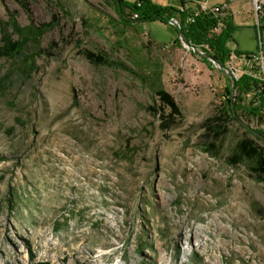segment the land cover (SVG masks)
<instances>
[{
	"label": "rangeland",
	"instance_id": "374dc122",
	"mask_svg": "<svg viewBox=\"0 0 264 264\" xmlns=\"http://www.w3.org/2000/svg\"><path fill=\"white\" fill-rule=\"evenodd\" d=\"M227 2L229 48L258 51L264 13L259 25L250 0ZM27 4L0 0V46L3 32L18 37L11 14L31 31L60 19L0 57V264H26L27 242L35 262L56 264H264V181L227 162L245 130L264 147L246 127L264 135V121L237 110L220 139L210 129L229 91L248 109L227 72L176 44L170 22L124 7V24L115 0ZM80 49L117 64L94 65ZM241 63L225 62L234 79L245 69L264 80ZM158 87L180 107L171 126Z\"/></svg>",
	"mask_w": 264,
	"mask_h": 264
},
{
	"label": "trees",
	"instance_id": "16d2710c",
	"mask_svg": "<svg viewBox=\"0 0 264 264\" xmlns=\"http://www.w3.org/2000/svg\"><path fill=\"white\" fill-rule=\"evenodd\" d=\"M28 0H22L23 5L28 9ZM187 0H180V4L185 5ZM116 10L120 19L124 24L128 22L126 15L124 14V7H127L131 15H135L133 19L135 20H160L164 23H168L169 20L175 17L177 14L180 20V28L183 32V36L187 42L192 47H201L203 51L209 53L215 60L219 61L221 64L225 65V62L232 55L237 57L248 56L249 52L240 51L237 49L231 50L228 46V41L232 38V33L235 30V23L233 21V15L231 12H228L222 19L218 16L213 15L208 12H199L193 16L192 21L186 22V16L189 14L191 9L186 7L185 9L179 10L176 6H169L167 4H159L153 0H138L130 4L124 0H115ZM177 17V16H176ZM60 17L58 14L52 15L51 19L47 22L40 23L36 27V31H31L25 29L24 27L18 26L14 14L9 15V20L6 22V25H10L13 31L18 33L16 39L11 38V34L3 32L2 36V45L0 46V57L7 56L12 57L14 55L20 54L23 46L30 38H36L38 35H41L45 28L53 26L59 21ZM215 27H219L218 31H214ZM177 32V30H176ZM176 44H180V38L177 32V38L175 40ZM208 45V49H204L203 44ZM79 53L82 54L89 62L94 65H108L117 64V62L110 60L102 52H94L89 49H80ZM35 56V54H32ZM30 54V57L32 56ZM205 58V57H204ZM208 63L209 61L205 58ZM32 63V62H31ZM33 65V63H32ZM226 66V65H225ZM233 85L239 89V91L246 95L251 92L253 87L257 85H262L264 87V80H260L257 77H254V74L242 73L237 79L232 81ZM264 89V88H263ZM156 95L158 96L159 101L163 106L169 108V113L165 115L164 120L162 121V127L171 126L175 120V116L180 117L181 111L178 106L174 96L162 87L156 89ZM227 104L218 108L217 123L212 126V130L215 139H220L222 135L226 132L227 127L225 122L227 119H236L239 120L237 110H242L247 115L258 116L259 110L254 111L252 109H247L242 105H236L235 102L231 99L230 91L228 92V97H226ZM150 109L156 113L157 108L150 107ZM248 131L245 130L244 136L237 137L233 149L228 157V164L232 167H236L241 163H246L252 173L255 174L258 180L264 181V147L259 146L255 141L250 140L246 137ZM209 147L215 148V143L211 142L208 144ZM216 148L218 146L216 145ZM28 248V262L26 264H56L49 261H38L33 260L34 254L31 250V246L26 243ZM16 264H22L20 262Z\"/></svg>",
	"mask_w": 264,
	"mask_h": 264
},
{
	"label": "built area",
	"instance_id": "2783aa9c",
	"mask_svg": "<svg viewBox=\"0 0 264 264\" xmlns=\"http://www.w3.org/2000/svg\"><path fill=\"white\" fill-rule=\"evenodd\" d=\"M138 1V0H136ZM228 0H214L211 2L210 0H198V1H190V4H179L176 7L179 10L185 9L186 7H189L191 11L186 16V22L192 21L193 16H195L199 12H208L212 13L215 16H218L220 19H222L228 11L230 12V7L227 2ZM252 3V10L255 12L256 19L258 24L260 25V15H263L264 13V0H250ZM177 25L180 26V20L177 17L171 18ZM219 27H215L214 31L218 30ZM189 48H193L191 45L188 46ZM204 49H208V45L206 43L203 44ZM198 50L203 51V48L201 47H194ZM239 59L242 60L243 66H249V67H255L259 68V70H263L264 72V46L261 41H259L258 44V51L250 53L248 56L239 57ZM243 68V67H239ZM237 68H233L231 70L233 73L236 74ZM242 73H248L251 74L250 71L243 70Z\"/></svg>",
	"mask_w": 264,
	"mask_h": 264
},
{
	"label": "crops",
	"instance_id": "0c3cea01",
	"mask_svg": "<svg viewBox=\"0 0 264 264\" xmlns=\"http://www.w3.org/2000/svg\"><path fill=\"white\" fill-rule=\"evenodd\" d=\"M164 5V3H162ZM254 77H257L258 79L262 80L259 78L258 74H254ZM264 87L262 85H257L253 87L251 92L247 93L245 96H248V107L249 109H252L254 111H258V116L261 120L264 121Z\"/></svg>",
	"mask_w": 264,
	"mask_h": 264
},
{
	"label": "water",
	"instance_id": "95a60500",
	"mask_svg": "<svg viewBox=\"0 0 264 264\" xmlns=\"http://www.w3.org/2000/svg\"><path fill=\"white\" fill-rule=\"evenodd\" d=\"M169 22L176 27V30L178 32L180 41L185 45V46H190V44L187 42L185 37L183 36V32L180 28L179 25H177L172 19L169 20ZM193 50H196V48H192ZM202 55L207 58L209 61H211L215 66H217L219 69L224 70L227 72L228 76L232 78V81H234V77L232 76V71L229 70L225 65L221 64L219 61L215 60L209 53L202 52ZM249 131H251L254 135L257 137L261 138L264 141V135H262L259 131L255 130L251 126H246Z\"/></svg>",
	"mask_w": 264,
	"mask_h": 264
},
{
	"label": "bare ground",
	"instance_id": "6f19581e",
	"mask_svg": "<svg viewBox=\"0 0 264 264\" xmlns=\"http://www.w3.org/2000/svg\"><path fill=\"white\" fill-rule=\"evenodd\" d=\"M194 233H195L196 235H198V233L196 232V230L194 231Z\"/></svg>",
	"mask_w": 264,
	"mask_h": 264
}]
</instances>
